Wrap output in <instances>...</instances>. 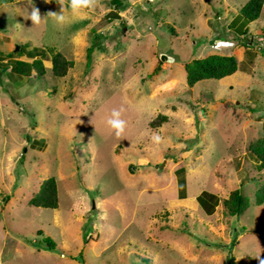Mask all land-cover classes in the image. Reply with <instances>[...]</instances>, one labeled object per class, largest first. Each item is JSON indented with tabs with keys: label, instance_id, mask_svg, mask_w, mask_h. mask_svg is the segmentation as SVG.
Returning <instances> with one entry per match:
<instances>
[{
	"label": "rangeland",
	"instance_id": "374dc122",
	"mask_svg": "<svg viewBox=\"0 0 264 264\" xmlns=\"http://www.w3.org/2000/svg\"><path fill=\"white\" fill-rule=\"evenodd\" d=\"M112 1L72 18L65 0L61 26L48 16L60 0H0V58L56 48L76 63L62 79L20 65L22 82L0 86V264H260L264 167L247 148L264 137V13L245 24L248 0H125L123 14ZM227 53L235 75L188 86L187 63ZM50 177L59 207L30 206ZM236 189L242 217L224 206Z\"/></svg>",
	"mask_w": 264,
	"mask_h": 264
},
{
	"label": "trees",
	"instance_id": "16d2710c",
	"mask_svg": "<svg viewBox=\"0 0 264 264\" xmlns=\"http://www.w3.org/2000/svg\"><path fill=\"white\" fill-rule=\"evenodd\" d=\"M124 1L125 0L112 1V4L117 8L118 12L126 10ZM263 9L264 0H249L239 11V18H241L245 24L256 22L262 16ZM20 50L24 51L23 46H20ZM40 51L41 52H29L30 55L27 57L33 59L30 62L10 60L6 64L1 63L0 68L11 67L12 71L17 73L15 70H17L18 66L30 65L35 74L43 78L47 73L44 60L48 53L51 55L52 73L57 78L62 79L67 77L75 66L74 61L68 59L56 48ZM91 53L92 49H90L88 59ZM184 69L187 84L190 88H193L196 84L204 80H222L226 77L235 75L238 72V60L233 55L212 54L204 58L192 60L184 66ZM167 120L168 117L166 115L159 114L150 122V128H162ZM247 152L253 155L257 161L260 162V165L264 167V137L252 141L247 148ZM255 203L257 205L264 204V185L257 191ZM29 204L36 208L57 209L59 207V186L57 179L55 177H50L44 180L39 191L30 200ZM224 206L230 216L242 217L249 208V202L243 195L241 189H236L231 191L228 198L224 200ZM44 243H46L47 248L51 250L55 248V244L50 238L45 239Z\"/></svg>",
	"mask_w": 264,
	"mask_h": 264
},
{
	"label": "clouds",
	"instance_id": "9594fccd",
	"mask_svg": "<svg viewBox=\"0 0 264 264\" xmlns=\"http://www.w3.org/2000/svg\"><path fill=\"white\" fill-rule=\"evenodd\" d=\"M65 0H60L61 11L59 13L49 12L48 16L54 18L57 24L64 25L69 22V17L65 15ZM99 4V0H70L71 16L72 18H77L81 16L86 9H94ZM30 19L34 25H39L42 22V17L39 9L33 8ZM219 46V45H218ZM121 110H113L111 113V118L108 120V124L112 129L115 130L117 137H121L125 132L126 122L120 118ZM153 143L161 144L163 142V137L159 134H153L151 137ZM260 264H264V259L260 260Z\"/></svg>",
	"mask_w": 264,
	"mask_h": 264
},
{
	"label": "crops",
	"instance_id": "0c3cea01",
	"mask_svg": "<svg viewBox=\"0 0 264 264\" xmlns=\"http://www.w3.org/2000/svg\"><path fill=\"white\" fill-rule=\"evenodd\" d=\"M163 1V0H162ZM165 2H166V0H164ZM210 2H212V0H209ZM209 1L208 0H200V2H202L203 4H205V7L206 6H208V3H209ZM249 1V0H248ZM247 1V2H248ZM156 3V0H152V2H148V1H146V2H144V5H145V8H147V9H151L152 8V5L153 4H155ZM226 5V7H227V11H226V13L228 14V16L230 15V13L232 12V8L231 7H229V5H228V2L225 4ZM166 6V5H165ZM244 5H241V8L243 7ZM233 8H235V7H233ZM177 10L178 11H180L181 10V8H177ZM209 11V8H207V9H205V10H203V13H205V12H208ZM126 12V11H125ZM238 14H239V11L237 12ZM263 13H264V9H263ZM263 13H262V15H263ZM120 14H123V11L122 12H120ZM220 17V16H219ZM218 17V18H219ZM229 18V17H228ZM228 18H222L223 20V23H227V20H228ZM261 18V17H260ZM233 19V18H232ZM237 19H238V17L236 18V19H233L232 20V22H231V25L229 26L230 28H231V26L237 21ZM208 20V19H207ZM134 21L133 20H131L129 23V26H126V28L124 29V31L125 32H128V30H130V26L132 27L133 25H134V23H133ZM129 27V28H128ZM133 32V31H132ZM216 43H217V41H216ZM4 50V49H3ZM4 52V54H6V52H8V49L7 48H5V50L3 51ZM7 54H10V52H8ZM164 54H166V53H161V55H164ZM227 55H232V54H229V53H227ZM10 56V55H9ZM235 56V55H234ZM10 60H21V61H26V62H30V61H32L33 59H30V58H26L25 59V57H23V56H20V57H11L10 59H6V58H0V64L1 63H4V64H6V63H8ZM71 60V59H70ZM75 62V61H74ZM47 63H49L50 65L48 66V64ZM44 65L46 66V68L47 69H49V68H51L52 69V62H51V57H50V59H45L44 60ZM75 66H76V63H75ZM8 69V70H7ZM6 70V72H4L3 73V75H2V79H3V84H8L9 82H14V81H19V82H22V79H19V77L17 78V76L15 77V72H13L12 71V68L10 67V68H7ZM1 71V70H0ZM17 74V73H16ZM68 76V75H67ZM13 78H16L17 80H13ZM8 79H9V82H8ZM11 79V80H10ZM176 82V81H175ZM1 86V85H0ZM1 87H4L3 85L1 86Z\"/></svg>",
	"mask_w": 264,
	"mask_h": 264
},
{
	"label": "water",
	"instance_id": "95a60500",
	"mask_svg": "<svg viewBox=\"0 0 264 264\" xmlns=\"http://www.w3.org/2000/svg\"><path fill=\"white\" fill-rule=\"evenodd\" d=\"M16 52L20 51V46L19 45H16V49H15ZM163 60H166L167 59V56L166 55H163ZM6 72V69H3L0 71V85L2 86L3 85V79H2V75L3 73Z\"/></svg>",
	"mask_w": 264,
	"mask_h": 264
}]
</instances>
